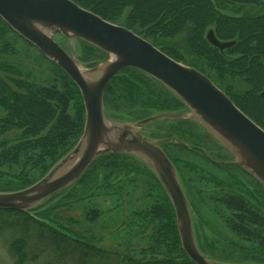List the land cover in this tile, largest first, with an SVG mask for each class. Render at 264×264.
Listing matches in <instances>:
<instances>
[{"label":"trees","instance_id":"1","mask_svg":"<svg viewBox=\"0 0 264 264\" xmlns=\"http://www.w3.org/2000/svg\"><path fill=\"white\" fill-rule=\"evenodd\" d=\"M73 1L205 74L264 129V0ZM210 30L219 41L234 43L224 49L214 46L207 37ZM79 43V58L87 66L107 59L98 48ZM21 44L36 52L39 61L53 66L52 78L41 80L36 70L20 61ZM104 104L106 115L117 120L136 121L157 113L186 110L159 81L133 68L111 79ZM85 120L78 86L0 17V191L24 189L46 175L77 144ZM177 123L168 129L152 124L146 133L153 138L176 136L201 148L198 138L204 133L216 150L229 158L227 151L198 124L184 120ZM161 146L183 185L186 171L197 176L199 182L213 185L209 200L214 213L232 235L246 244L209 240V236L202 239L200 230L196 237L201 250L211 258L264 264V186L238 166H219L220 175L207 172L198 160L185 157L193 153L210 165L201 152L171 139ZM236 172L252 178L259 188L247 187ZM139 185L145 186L148 203L135 209L142 193L137 192ZM102 194L115 197V208L119 209L111 223L120 224L108 235L125 233L146 239L140 249L135 243L121 250L109 249L98 242L105 235L74 233L68 224L57 222V211ZM120 212L133 213L130 228L127 215L124 219ZM105 216L99 205L86 211L92 225L101 221L104 224ZM6 233L10 235L6 246L18 264H195L182 247L175 210L161 183L146 164L126 154L99 157L75 185L31 211L0 209V236Z\"/></svg>","mask_w":264,"mask_h":264},{"label":"water","instance_id":"2","mask_svg":"<svg viewBox=\"0 0 264 264\" xmlns=\"http://www.w3.org/2000/svg\"><path fill=\"white\" fill-rule=\"evenodd\" d=\"M0 17L70 77L81 92L86 111L84 131L74 148L35 184L18 191H0V209L30 211L72 187L99 157L131 155L145 163L161 183L175 210L182 247L195 264H247L218 261L202 252L192 208L175 165L160 146L163 140L151 138L143 131L154 122L192 121L218 142L233 161L216 162L201 148L176 138L173 141L200 151L213 164L238 166L264 185V129L206 75L73 0H0ZM61 36L66 38L68 49L59 42ZM207 37L220 49L234 43L219 41L213 30ZM77 40L98 48L108 58L88 67L79 59ZM126 68L159 81L188 111L157 113L138 121L108 117L104 108L106 87Z\"/></svg>","mask_w":264,"mask_h":264},{"label":"rangeland","instance_id":"3","mask_svg":"<svg viewBox=\"0 0 264 264\" xmlns=\"http://www.w3.org/2000/svg\"><path fill=\"white\" fill-rule=\"evenodd\" d=\"M63 43L67 45V40L59 38ZM180 43H184L183 40L179 39ZM22 45V51H21V58L20 61L25 64L27 67L33 68L36 70L37 76L43 80V78L46 79V77H51L54 74L53 66L44 60L39 61L37 59L38 55L33 50L27 49L25 47L26 45ZM28 51H27V50ZM77 49H80V44L77 45ZM177 112V111H174ZM124 117V116H123ZM173 122V123H172ZM177 121H167V122H160L159 126H162L163 128H173L174 126H177ZM155 125H153L154 127ZM154 128H157L155 126ZM199 143L202 145L203 149L210 152L212 155V158L218 160V161H227L229 158L225 154H221L218 150H216L214 142L207 136H205L204 133L199 134ZM197 140V141H198ZM198 141V142H199ZM214 146V147H213ZM213 147L211 150L210 148ZM188 153V152H187ZM190 155H185V157L192 159L195 158L199 161V164L207 171L215 174H222V171H220L219 166H211L206 164L204 161H201V158L193 153H189ZM237 175H240L242 179L244 180V184L247 187H250L253 190V187L259 188L258 185H256L252 178L249 176H246L240 172H236ZM184 186L189 194V199L191 204L193 205V216H194V222H195V228L196 233L198 234L201 230L202 234L204 236L202 239H205V236H209V240H222L226 242H234L238 245L244 246L245 243L241 242L239 239H237L234 235H232L226 227L220 222V220L217 218L216 214L213 210V205L209 200V192L213 189V185L208 182L200 181L197 176L193 175L191 172H184ZM252 179V180H251ZM253 186V187H252ZM137 192H141V195H139L140 200L135 202V209L140 208L141 206H144V203L148 198L145 196L146 190L144 185L138 186ZM147 189V187H146ZM144 191V192H143ZM138 195V194H137ZM89 199V197H88ZM145 201V202H143ZM99 205L101 209L105 211L106 216L104 217V224L101 221L98 224L92 225L88 222L86 219V211L90 207H96ZM119 209L115 208V197L111 196H105L104 194L93 196L91 200L88 201H82L81 203L73 204L71 207H68L67 209H63L60 211H57V222L61 224H68L70 230L74 233H82V235L90 234L89 232L94 233L95 235L102 236L105 235L103 241H98L103 247L109 248V249H118L121 250V247H124L126 245H130L131 243L137 244V248H141L145 242L144 240H139V238H134L132 234H121L120 236H109L112 235L111 231L113 228H117V226L120 224V222H117L116 226H113L114 224L111 223V219H113L114 214L115 217L117 215ZM134 210V209H132ZM123 216L122 218L125 219L127 215L126 223L128 224V227L130 228L131 225V219L130 217L133 216L131 212H120ZM120 214V215H121ZM109 221V222H108ZM149 231V230H148ZM101 234V235H100ZM109 234V235H108ZM9 233H6L3 236H0V264H18L15 257L12 255V253L9 251L8 247L6 246V240L9 238ZM7 238V239H6ZM97 238V237H95ZM139 242V243H138ZM212 242V241H211ZM214 249H219L216 246L213 247ZM228 255V253H227ZM234 259H237L238 257H233ZM216 259V258H214ZM218 261L222 262H231V263H239V261H234L229 258H219Z\"/></svg>","mask_w":264,"mask_h":264},{"label":"flooded vegetation","instance_id":"4","mask_svg":"<svg viewBox=\"0 0 264 264\" xmlns=\"http://www.w3.org/2000/svg\"><path fill=\"white\" fill-rule=\"evenodd\" d=\"M147 134V133H146ZM173 137H176V136H170V138L169 139H173ZM159 139H162V140H165V141H167V140H169L168 138H159ZM173 141V140H172ZM180 145V144H179Z\"/></svg>","mask_w":264,"mask_h":264}]
</instances>
